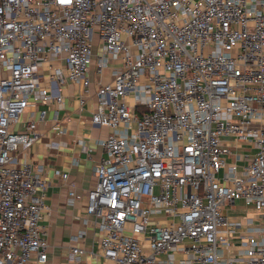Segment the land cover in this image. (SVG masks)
<instances>
[{
	"label": "built area",
	"instance_id": "built-area-1",
	"mask_svg": "<svg viewBox=\"0 0 264 264\" xmlns=\"http://www.w3.org/2000/svg\"><path fill=\"white\" fill-rule=\"evenodd\" d=\"M97 38L113 69L92 116L111 129L87 194L99 250L73 244L72 264H264V0H0V264L48 259V182L16 155L37 122L15 126L30 97L62 100L43 65L89 93ZM226 138L255 147L248 163L227 166ZM239 200L244 231L225 212Z\"/></svg>",
	"mask_w": 264,
	"mask_h": 264
},
{
	"label": "crops",
	"instance_id": "crops-1",
	"mask_svg": "<svg viewBox=\"0 0 264 264\" xmlns=\"http://www.w3.org/2000/svg\"><path fill=\"white\" fill-rule=\"evenodd\" d=\"M102 54V43L97 38L94 57L88 69L91 81L90 91L84 94L83 85L70 79L60 83L52 82L47 65L40 69V87L52 91H60L62 100H35L30 97L31 106L25 115L19 117L16 129L25 127V119L29 116L37 122V139L28 150H19L16 155L19 163H30L33 169L42 168V177L48 182L45 202L48 206L43 210L41 225L45 228L48 241V259L38 261L33 254L29 264H72L69 258L71 246L77 244L86 250H99V232L91 219L87 218V194L95 182V169L106 157L101 140L111 131L110 128L95 124L92 116L97 105V91L100 85L112 81V65L98 69V56ZM60 89V90H59ZM130 101L132 97L127 96ZM45 112L44 117L42 113ZM231 154H227V166L237 163L245 165L256 152L255 147L233 138H226ZM225 170V169H224ZM63 174H68L67 178ZM74 187L77 198L69 201V189ZM226 214L243 224L239 231L246 229L247 222L256 219V209L236 201L225 208ZM237 212V213H236ZM80 231L85 235L78 240L74 236ZM89 264H113L100 253L88 252L84 256Z\"/></svg>",
	"mask_w": 264,
	"mask_h": 264
},
{
	"label": "rangeland",
	"instance_id": "rangeland-1",
	"mask_svg": "<svg viewBox=\"0 0 264 264\" xmlns=\"http://www.w3.org/2000/svg\"><path fill=\"white\" fill-rule=\"evenodd\" d=\"M236 213H237V212H236ZM146 250H147V248H146ZM180 256H181V255H179V254L177 255V257H180Z\"/></svg>",
	"mask_w": 264,
	"mask_h": 264
}]
</instances>
